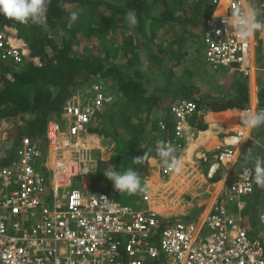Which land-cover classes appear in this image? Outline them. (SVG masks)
<instances>
[{"label":"built area","instance_id":"1","mask_svg":"<svg viewBox=\"0 0 264 264\" xmlns=\"http://www.w3.org/2000/svg\"><path fill=\"white\" fill-rule=\"evenodd\" d=\"M245 4V0H227L221 11L220 0H211L202 30L206 63L243 76L251 71V38L236 39L222 20ZM21 46L0 29L1 61L23 62ZM73 98L64 112L65 130L56 122L48 123L46 149L23 137L15 158L0 167V264H264L262 240L251 238L240 218L229 214L221 201L200 223L176 221L160 228V219L150 208L133 209L103 192L83 195L92 162L88 125L112 96L102 85L93 84L91 93L79 92ZM168 111L175 135L181 136L197 103L182 96ZM249 111L245 107L237 118L238 128L222 147L217 146L216 160L207 167L208 177L233 159L235 138L246 137L242 117ZM159 124L165 127L164 122ZM44 158L49 162L46 171L39 162ZM250 169L242 167L228 184L224 194L229 201L252 193ZM162 171L170 172L167 167ZM148 197L145 193L143 199ZM237 207H243L241 201ZM259 219L264 225V202Z\"/></svg>","mask_w":264,"mask_h":264},{"label":"trees","instance_id":"2","mask_svg":"<svg viewBox=\"0 0 264 264\" xmlns=\"http://www.w3.org/2000/svg\"><path fill=\"white\" fill-rule=\"evenodd\" d=\"M99 4L109 8L107 16H100ZM256 4L257 8L263 7L264 0H256ZM85 6H88L87 12L82 13L80 9ZM181 6L180 2L172 1L170 7L168 0H49L46 23L33 24L30 21L28 24H20L0 14V29L19 40L25 50L24 61L19 64L0 60V122L14 119L22 122L10 129L11 145L4 149L5 154L0 156V167L15 158V149L23 137L43 143L50 120H57L60 126L64 127L67 123L64 115L66 106L74 102L73 94L85 89L83 87L87 84H103L102 89L112 96L110 102L114 106V112L125 118L134 112V107L137 109L144 105L153 110L157 108L168 112L171 104L181 95L193 99L198 109L202 106L213 110L245 107L249 102L245 81L237 83L230 96L216 97L204 92L205 89L193 80L191 75L194 73L184 72L180 76L175 74L177 72L171 66L162 63L159 52L152 49L150 57L153 67L149 66L148 71L155 69L156 75L153 76L149 75L148 71L145 74L142 69L134 67L133 63L138 59L136 53H133V59L127 60L126 65L114 63L117 55L112 53V50H116L112 43L100 45L98 50H95V55L89 53V49L78 51L74 48L87 38L95 36L101 41L105 40V37L108 38L112 31L119 29L114 22L115 17L119 15L118 18L122 20L130 10L135 11L139 20L138 26L133 28L139 29L143 35L146 26L158 23L183 24L180 16L175 14L177 10L180 11ZM207 6L210 7V4ZM74 9L78 11L79 17L72 22V12L69 11ZM206 17L208 16L203 17L201 24ZM198 19L194 17L186 20L198 26ZM61 31L65 33L63 37L59 34ZM124 39V44L120 47L125 50H134L135 45L142 40L134 33ZM142 41L143 45L150 49L149 40ZM89 45L88 42L86 46ZM174 57L178 60L180 56L174 53ZM204 65L209 66L206 61ZM155 79L161 80V83L157 82L150 87L151 83L156 82ZM107 80L112 82L114 88L111 90L104 88ZM160 94L167 95L163 98ZM258 101L264 106L262 96ZM113 119H109V125L114 124ZM198 119V116H194L193 120L197 122ZM165 123L166 130L173 131V121L168 123L165 119ZM109 125H106L105 121L100 123L95 120L91 129L96 127L95 130H98L99 127L101 132L108 134L112 128H109ZM91 178L90 180V176L88 177L87 184L93 189V182L96 181L94 176ZM156 262L150 264H157Z\"/></svg>","mask_w":264,"mask_h":264},{"label":"crops","instance_id":"3","mask_svg":"<svg viewBox=\"0 0 264 264\" xmlns=\"http://www.w3.org/2000/svg\"><path fill=\"white\" fill-rule=\"evenodd\" d=\"M245 1L249 4L247 0ZM176 2H181V0ZM226 2L227 0H220L221 11L225 8ZM208 8L206 6V14H208ZM255 8L258 10L259 19L264 21V7ZM191 27H196L193 22ZM158 29L160 28L153 31L151 26H146L144 29L145 34H140L147 36V33H150L155 36ZM131 32L135 34V32H140V30L133 28ZM167 32L175 35V32H170L169 27ZM257 41L263 52L260 59H256L255 48L258 44ZM199 63L198 61L196 62L198 72L204 66L203 72L205 69L210 75L216 76L215 72L218 68L214 69L210 65H204V63L199 65ZM251 63V71L246 76L241 75L237 71L232 72L229 69H227L226 75L221 76V78L215 77V80L213 79L214 77L209 78L208 75L202 74L201 81L204 82L202 84L199 83V86L203 88V85H206L205 93H210L216 97H227L230 96L232 89H235L237 83L245 81L249 95V102L245 107H250V111H257L262 107L258 104V98L259 83H261L259 72L264 73V30H259L257 37L254 34L251 38ZM262 83L264 84V80ZM105 84L107 86L105 90L114 88L110 80H107ZM219 85H221V89ZM88 91L89 87H86L81 93H87ZM180 97L182 96L178 98ZM245 107L213 110L202 106L196 113L187 118L185 132L179 139H175L172 132H167L160 128L158 124L160 120L165 121L166 119L168 123H172L168 112H164V110L161 111L157 108L153 110L147 105L137 109L134 107V112L129 114L127 118L121 117L114 112L116 115H114L113 125H109V119L113 115L112 112H109L108 115H104L103 121L110 126H108L109 128L112 126L111 130L115 128V131L111 132L110 130L108 134H105L99 130V127V132L90 131L93 138V144L90 147H93L92 155L94 157L89 176L90 180L92 179L91 176H94L96 181L95 183L92 180L94 183L93 189L98 188L97 190L103 191L108 189V194L112 198L138 209L151 207L157 211L163 223L200 221L214 207L216 201H221L229 214L240 218L241 225L247 229L251 238L258 237L264 243V233L259 232V227L251 218L254 213H257V218L261 223L259 214L261 205L264 202V188L254 183L252 193L241 195L238 200L234 201H229L224 194L228 184L238 177L242 167H252L244 159V155L250 148H252L251 155L253 157L256 155L264 156V126L252 130L246 129V137L249 139L233 145L235 150L233 159L220 165L213 177L210 178L206 174L208 165L216 160L217 146L222 147L225 138L238 128L237 118ZM221 114L223 115L220 116ZM194 116L199 117L197 122L193 120ZM7 123L9 125L0 127V147H2L0 156L5 154L4 148H8L11 145V141L9 142L7 139V135H10V129L13 125L20 124V121L14 119ZM7 140L10 145L5 147ZM157 140L168 141L175 147L174 155L181 164L179 173L171 171L165 174L162 173L161 169L164 165L160 162V158L155 152ZM177 142H180L179 147L176 146ZM145 152L147 153V161L143 165H134L132 159L137 156H143ZM39 162L42 166L44 165L43 167H45V163H49L48 159L45 158ZM128 168H134L138 172L144 191L132 195L127 192L119 193L113 188L112 181L104 175L105 171L123 172ZM85 186L86 189L93 190L90 189L88 184H85ZM145 193L149 194V204L142 200ZM238 201L243 204L241 209L237 207ZM247 208L248 219L252 222L253 227L251 229L252 231L254 229L255 234L248 229L246 222L245 224L243 223V212Z\"/></svg>","mask_w":264,"mask_h":264},{"label":"rangeland","instance_id":"4","mask_svg":"<svg viewBox=\"0 0 264 264\" xmlns=\"http://www.w3.org/2000/svg\"><path fill=\"white\" fill-rule=\"evenodd\" d=\"M172 1H180V0H168L169 2V6L170 4H172ZM211 0H181L180 4L182 5L180 8V11L177 10V12L175 14H177V16L179 15L180 18L182 19L183 24H160L158 23V25H151V29L154 31L157 28L158 31L156 32L155 36L152 34H148L147 36H143L140 34V32H135V35H139L141 37V39L146 40L148 39L150 42V49H147L144 45H143V41L140 40L138 44L135 45V43H133V45H135L136 48H134V50L128 49L125 50L124 48L120 47L121 45L124 44V38L127 37V35H131L133 32V26L129 25L126 18H122V20H120L118 17L119 15H117L115 17V24L117 25V27H119L118 30L116 31H112L111 35L106 38L105 40L101 41V39H99L98 37H91V38H87L84 39L83 41H81V43L79 45H75L74 48L76 50H83V48L89 49V53H91L92 55H95V50H98L100 45L106 44L108 43H112L113 47L116 48V50H112V53L115 56V60L114 63L116 64H121V65H126L127 64V60L129 59H133L134 55L133 53H136L137 58L136 59V63L134 64L135 68H139L142 69L145 74H147L148 71V67L153 65V61L150 57V53H151V49L153 51H157L159 52L160 56L163 59L164 64H166L167 66H171L172 69L177 72L175 74H178L179 76L184 74V72L186 73H194L193 75V80L201 83L204 81H201V77L202 74L208 75L209 78L214 77L213 75H210L209 73L206 72V70L204 69L203 72V68L201 69L200 72H198V70L196 69V62H200L201 60V64L204 63V44H203V38H202V19L206 14V6L208 4H210ZM247 2L249 4H251L254 7H257L256 4V0H247ZM179 6H177L178 8ZM88 6L82 7L80 9V11L82 13L87 12ZM176 8V9H177ZM69 9V8H68ZM98 10L100 11V16H107L110 12L109 8H107L106 6H104V4H99ZM76 11L74 10H70L69 12H73ZM78 12V11H76ZM197 17L199 18V22L200 24L196 27H191V23L187 22L186 19L188 18H194ZM259 19V17H258ZM261 20V19H259ZM124 26V28H123ZM168 27L170 29V32L172 31L173 33L175 32V35L168 33ZM191 27V28H189ZM176 30V31H175ZM258 32V31H257ZM257 32L255 33V36L257 37ZM59 34H61L63 37L64 36V31L59 32ZM174 36V37H173ZM175 40H177L175 42ZM258 40V38H257ZM88 42L90 43L89 47H87L86 45H88ZM257 45H256V59H260L263 55V52L259 46V42L257 41ZM138 45V46H137ZM181 45V46H180ZM189 46V47H187ZM174 53L179 54V59L180 61H178L175 57H174ZM153 67V66H152ZM227 67H219L218 70H216L215 74H216V78H221V76L226 75V71H227ZM152 72L148 71V74L153 76L156 75V70H151ZM186 73V74H187ZM190 78V75H188ZM157 77V76H156ZM213 78L214 80L216 78ZM237 79V78H235ZM259 79L261 81V83H259L260 89H259V98L262 96L264 99V84L262 83V81L264 80V73H260L259 72ZM103 81V80H102ZM153 82L151 83L150 87L156 85V83H161L160 81H157V79H155ZM185 82L187 83L188 80H185ZM190 82V81H189ZM205 84V83H204ZM106 85V84H105ZM90 84H87L85 87H89ZM205 87V88H204ZM220 89H221V85H219ZM105 88V86H104ZM203 89H206V85H203ZM165 95L167 94H160L161 97H165ZM182 96V95H181ZM258 98V99H259ZM260 103V102H259ZM258 103V104H259ZM259 106H261L259 104ZM264 107V106H262ZM114 106L111 105V102L108 104H103V109L105 110L103 115H107L109 112H112L113 115H111L112 118H114V110H113ZM142 108V107H141ZM261 108V107H260ZM116 115V114H115ZM135 116V113H134ZM115 119V118H114ZM113 119V120H114ZM8 121H2L0 122V127H4L6 125H9ZM103 121H100V123H102ZM20 123H22L20 121ZM112 127V126H111ZM115 129V128H113ZM9 135V134H8ZM7 135V139L10 142V136ZM5 142V147L9 146L10 143ZM1 141V140H0ZM1 145V143H0ZM2 147H0L1 149ZM46 171V168H43ZM50 173H46L47 176H49ZM264 190V189H263ZM234 201V200H233ZM248 208L246 209L245 212H243V223L245 224V222L247 223L246 226H248V229L250 231H252L251 228L252 227V222L250 221V219H248ZM252 220H254V222L257 224V227H259L260 231L259 232H263L264 233V225L261 224L257 218V213H254V215L251 216ZM251 226V227H250ZM253 234L254 233V229H253ZM252 234V233H251ZM264 238V235H263Z\"/></svg>","mask_w":264,"mask_h":264},{"label":"clouds","instance_id":"5","mask_svg":"<svg viewBox=\"0 0 264 264\" xmlns=\"http://www.w3.org/2000/svg\"><path fill=\"white\" fill-rule=\"evenodd\" d=\"M48 2L49 0H0V14H3L6 18L12 19L20 24H28L30 21L33 24H40L42 22L46 23ZM208 9H207V12L209 13ZM258 15H259L258 10L254 6H252L251 4H245L243 7L237 6L231 12V14L224 16L222 22L227 26L228 29H231L230 33H232L236 37V39L240 41H246L252 38L257 31L264 30V21L259 20ZM205 16H208V14H205ZM78 17H79V13L76 11H73L70 14V20L72 22H75L78 19ZM125 18L129 25L133 27L138 26L139 20L137 18V14L135 13V11H132V10L128 11L126 13ZM204 23L202 24V27L204 26ZM92 85L89 86V91H88L89 93H91ZM82 90L83 89L79 90L77 93L81 92ZM74 95L75 94H73V96ZM72 103L73 102H71V104ZM103 111L104 109L102 106L101 110L99 112H96L95 119L93 121L95 120L102 121V119L104 120ZM197 111H198V105H197ZM168 114L171 117L172 121H174L169 111H168ZM51 121L56 122L60 126V123L57 120H50L49 122ZM93 121L89 123L88 125V138L90 139L89 140L90 145L93 144V138L91 136L90 131L96 129V127L94 129H91L93 128L92 127ZM162 122H164L165 127L163 128L159 124L160 128L162 130L169 132L168 130H166L167 126H166L165 121H162ZM242 122H243L244 127L248 130L257 129L261 126H264V110L246 112L244 116L242 117ZM186 123H187V119H186ZM47 129H48V126H47ZM60 129L65 130V126L64 127L60 126ZM95 131L99 132V130H95ZM171 132L175 139H179L180 137L183 136V133L185 132V128L181 136L175 135L174 127H173V131ZM235 139L237 143L239 144L241 141L249 139V138L242 136V137H236ZM38 143L41 144V146L45 147L46 149L48 145L47 133H46V138L44 139L43 143L42 141ZM179 145H180V142H177L176 146L179 147ZM92 150H93V147L90 148V156L92 159L91 165L93 164V157H94V155H92ZM175 151H176L175 147L168 141L157 140L155 143V152L157 156L160 158V162L164 165V167H167L169 171L174 172V173H179L181 171V164H180L179 159L174 155ZM251 152H252V148H250L247 151V153L244 155L245 162L250 163L252 166L250 171L252 172L251 178L253 182L257 186L264 188V156L256 155L253 157L251 155ZM15 156H16V149H15ZM146 161H147L146 152L143 156H137L132 159V162L134 165H143ZM110 168H114V167H110ZM163 168L161 169V171L163 170ZM90 171H91V166H90V170L87 175V178L85 180L86 184H87L88 176L90 175ZM104 175L107 177V179L112 181L113 188L119 193L127 192L129 195H132V194H136L137 192L144 191V188L141 185V178L138 172L134 170V168H128L124 170L123 172L105 171ZM85 189L86 187L82 189L83 195L89 194V193L103 192L107 194L110 198H112V196H110L105 190L103 191V190H97V189L96 190H88V189L85 190ZM113 200L121 204L129 205L133 209L142 210V209L135 208L130 204L123 203L117 199L113 198ZM142 200L148 203L149 197H148V200H144L142 197ZM148 208L156 211L155 209L151 207H144L143 209H148ZM158 218L160 219V225H159L160 228H163L164 226L168 224L174 223V222L163 223L159 215H158ZM182 222H185V221H182ZM186 222H190V221H186ZM197 222L200 223L201 220ZM160 228L159 230H161Z\"/></svg>","mask_w":264,"mask_h":264},{"label":"bare ground","instance_id":"6","mask_svg":"<svg viewBox=\"0 0 264 264\" xmlns=\"http://www.w3.org/2000/svg\"><path fill=\"white\" fill-rule=\"evenodd\" d=\"M227 5V2L225 3V6Z\"/></svg>","mask_w":264,"mask_h":264}]
</instances>
